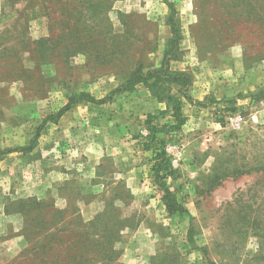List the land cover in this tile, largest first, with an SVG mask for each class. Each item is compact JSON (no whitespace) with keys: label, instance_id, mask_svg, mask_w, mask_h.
Listing matches in <instances>:
<instances>
[{"label":"rangeland","instance_id":"rangeland-1","mask_svg":"<svg viewBox=\"0 0 264 264\" xmlns=\"http://www.w3.org/2000/svg\"><path fill=\"white\" fill-rule=\"evenodd\" d=\"M0 3V264H264V0Z\"/></svg>","mask_w":264,"mask_h":264},{"label":"trees","instance_id":"trees-1","mask_svg":"<svg viewBox=\"0 0 264 264\" xmlns=\"http://www.w3.org/2000/svg\"><path fill=\"white\" fill-rule=\"evenodd\" d=\"M169 23H170L171 29L173 31V37L170 39L171 40V46L173 47L175 45V42H176L175 35L177 33V28H176L173 20H170ZM166 55H167V53H166ZM164 64H165V61H164ZM162 71H165V70L164 69L152 70V71H148L147 73L144 74L143 70L136 69L134 72L131 73V75L128 78L126 83L127 84H132L133 85L132 87H134V86H136L137 84H140V83L149 87V85H150L149 84V79L152 77L151 75L155 74V73L159 74ZM181 76L186 78V79H187V77H189L188 74H186V73H177V74H175V76H172V77L174 79H176L177 77H181ZM72 102H74V101L70 100V102L68 103L67 107H69V105ZM181 106H182V101H178L177 102V106H175V108H173V109H175V112H173V111L171 112V110H170L168 112H162V113L164 115L167 114V113H170L171 116H174L176 118V120H178L180 118V116H181V113H180ZM166 127H167V124H164L163 128H166ZM155 130L156 129H154V131ZM157 131H159V130H157ZM162 155H163V152L156 154L157 158H158V156H162ZM158 164H160V167L163 168L164 170H168V168H169L168 159H166V158H162L161 162L160 163L158 162ZM163 185H165V183ZM164 201H165V203L167 205V208H168V211L170 213H172L174 211H177V209L178 210L182 209V207L178 205L177 200L175 199V196H173L172 192L169 189H166V196L164 197Z\"/></svg>","mask_w":264,"mask_h":264},{"label":"crops","instance_id":"crops-1","mask_svg":"<svg viewBox=\"0 0 264 264\" xmlns=\"http://www.w3.org/2000/svg\"><path fill=\"white\" fill-rule=\"evenodd\" d=\"M1 8H2V6H1V3H0V9ZM194 86H195V88L193 90V93H194L193 95H194V97H196L198 99L203 98L206 95V93H208L210 91V89H211V88H207V87L199 88L198 87V83L194 84ZM186 106L189 108L191 106V104H187ZM165 116H171V115H170V113H167Z\"/></svg>","mask_w":264,"mask_h":264}]
</instances>
